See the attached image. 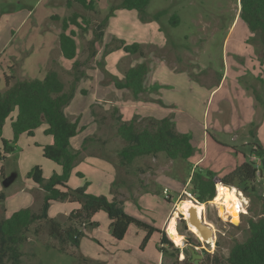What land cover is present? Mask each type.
Segmentation results:
<instances>
[{
  "label": "rangeland",
  "instance_id": "1",
  "mask_svg": "<svg viewBox=\"0 0 264 264\" xmlns=\"http://www.w3.org/2000/svg\"><path fill=\"white\" fill-rule=\"evenodd\" d=\"M58 1L64 3V0ZM97 1V6L103 14L109 12L110 6L121 2V0ZM45 2L46 0H6L0 2V8L9 11L16 9L24 15L31 9L36 11L41 9L45 6ZM238 3V0H151L143 13L123 10L126 14L117 16L120 25L111 22L106 33L105 38L109 39L114 33L115 24L118 34L128 40H137L140 46L143 45L153 55L155 46L151 43L154 42L151 41L152 37L164 40L165 46L166 38H172L175 43L173 50L177 53L193 49L192 54L195 57L193 62L196 65L191 67L193 72L188 73L190 78L177 77L171 90L168 88L166 92L164 85L160 91L162 98L165 99L170 91L181 89L178 97L184 99L187 106L193 109L188 108L184 100L178 104V109H175L176 117L182 118L187 115L190 121L191 118L193 120L191 128L186 129L187 132H193L194 152L189 159H171L164 153H158L157 156L137 157L130 164L122 165L118 151L123 147L124 141L116 132L119 123L117 117L123 121L127 120L124 119L125 115L120 111L121 109H113L112 106L104 108L103 105L95 104L91 106L93 116L90 118L89 99L78 93L72 104L76 106V110L69 112L81 115L79 127H83V131L81 130L69 141V149L71 152H77V157L73 161L65 183L70 188L85 187V191L90 194H104L110 199L114 196L122 201L126 212L151 226H157L156 228L160 229L164 221L161 230L168 228L166 236L172 245L167 246V254L164 253L162 256V264H182L184 256H180V249H184L189 244L194 245L198 253L204 249L206 253H217L226 257L234 240L242 241L246 238L247 220L256 218L260 212L258 198L254 196L253 201L250 202V198L241 189L226 185L239 190L247 202L243 204V211L238 213L236 222H233L228 215L224 217L221 214L219 204L213 203L214 199L201 204L200 216L209 222L214 230L211 242H205L189 229H184L185 220H182L184 214L178 209L179 202L192 198L190 177L194 169L195 171L206 168L215 170L217 184L220 182V177L229 174L237 164L249 159L257 164V172L254 173L252 184L259 194L264 195V172L260 175V160L250 155L254 144L264 147V110L262 107L255 110L250 104L237 101L242 95L252 96L254 99L252 90L246 91L245 81L250 78L251 88L258 85V80L264 81V59L258 54V38L255 32L250 31L242 20L238 23L235 21L230 28L238 11ZM57 9L58 13L63 12L61 7ZM73 9L81 12L91 22L100 20L102 16L100 12L91 13L77 5ZM162 9L170 15L156 17V13ZM135 15L139 22H144L142 25L135 19ZM170 16L178 19L176 24L168 22L167 18ZM152 22L158 24V31L150 29L154 25ZM3 26L4 24H0V29ZM86 33L79 32L78 35V59L84 63L80 62L77 73H82L83 76L86 68L93 64L85 61L89 36ZM59 63L63 67L71 68L73 62L60 58ZM100 64L101 61L90 68L91 71L89 70L88 73H95L96 69L101 73ZM20 65L19 61L18 64L13 62L9 72L15 70V73H21ZM52 67L55 68L54 65ZM56 69L68 88L73 78V71L71 69L66 71L60 66ZM28 71L32 73L33 67L30 66ZM223 74H225L224 79L217 87ZM155 78L166 84L164 73L159 76L155 74ZM261 87H258L256 92L264 97V83ZM214 88L217 89L210 93ZM188 95L196 99V108L193 101L187 102ZM119 97L113 95L112 101H116ZM119 100L130 99L125 95ZM130 110L131 108L124 110L125 113L129 111L126 116H130ZM238 115H250V123L245 128H237V125H234ZM132 117L135 119L134 124L139 128L147 124V120L138 115L133 114ZM73 118L74 116L70 119ZM217 122L222 123V126L218 128ZM203 124L207 127L204 132ZM186 126L189 127L190 124ZM85 127L87 131H84ZM43 130L44 128L41 127L36 129L32 137L20 135L14 151L5 154L0 160V220L24 207H29L33 212L39 211L45 191L28 178V173L33 167L41 166L46 180L53 174L62 173V167L58 163L45 158L42 154L41 145L53 141L52 137L45 135ZM251 132L255 133V137L251 136ZM3 135L5 138L12 137L9 121L4 126ZM203 152L205 153L203 163L195 166L196 157L200 158ZM12 173L16 174L14 181L9 186H3V178ZM57 187L65 190L60 186ZM165 188L166 193H164ZM76 204L68 200L53 201L48 214L63 226L77 223V226L84 230L78 247H75L77 250L68 246L66 252H61L58 249L59 242L48 233V223L41 220L30 226L26 233L27 240L21 244L23 264H96L98 260H106L104 264H161L158 263L160 252L156 247L159 246L160 232L154 231L151 234L144 249L140 248L141 242L137 245L136 242L139 239L142 241L147 231L135 224L130 227L122 241H116L109 234V220L104 211H100L96 218L91 219L96 223L95 225L71 220L70 212L76 209ZM175 228L180 236L169 232L174 231ZM35 229H38V232H35ZM168 233L177 237V241L175 242ZM216 241L218 245L215 246ZM64 248L66 249V246ZM174 248H177L178 252H174Z\"/></svg>",
  "mask_w": 264,
  "mask_h": 264
},
{
  "label": "trees",
  "instance_id": "2",
  "mask_svg": "<svg viewBox=\"0 0 264 264\" xmlns=\"http://www.w3.org/2000/svg\"><path fill=\"white\" fill-rule=\"evenodd\" d=\"M150 1L121 0L118 5L111 6L104 21L93 28V37L88 43L89 55L95 54L94 44L102 38L105 22L115 9H134L143 13ZM96 2L97 0H66L67 5L76 3L85 10H93ZM238 2L240 7L238 18L246 24L250 31L255 32L261 44L264 45V0H238ZM164 14L166 11L162 9L155 16L159 17ZM177 21L176 18L175 21L170 19V22H174V24ZM88 25L89 21L85 16L77 12H73L62 20L59 34L61 54L67 60H74L73 78L68 88L65 87L55 70L47 71L42 79L18 80L14 79L12 75L5 76L6 89L0 91V160L4 158L5 154L14 151L15 143L20 135L25 134L32 137L36 129L44 126V134L51 136L53 141L50 144L41 145L42 154L45 158L58 163L62 167V173L53 174L46 180L42 167L39 165L33 167L28 173V178L44 189L43 202L38 212L24 207L0 220L1 264H23L21 244L27 240L26 233L30 226L41 220L48 223V233L59 242L58 249L61 252H66L68 246L78 247L84 230L79 228L77 223L66 227L50 217L48 211L53 201L68 200L77 203L79 208L71 211L69 218L75 219L79 223L88 222L95 225L96 223L91 219L95 214L104 211L109 220L110 236L116 241L123 240L130 227L135 224L147 231L140 244L141 249L154 231L161 233L159 246H156L161 255L167 254V246L172 245L164 230L151 226L127 213L123 208L122 201L116 197L113 196L110 199L104 194H90L85 191V187L70 188L65 183L73 161L77 157V152L70 151L69 141L83 128L79 127L78 118L72 121L65 112V107L73 99L76 84L82 76V73H77L80 62L76 59L78 43L75 28L85 30ZM121 48L127 54H139L144 57V52L138 43L127 44L121 41ZM146 74L147 64L140 62L130 67L123 74L122 79L115 82V86L119 89L127 88L134 97H138L145 90ZM255 98L264 110V97L259 96L256 92ZM142 118L147 120V124L139 128L134 124V117L129 121H123L117 117L119 123L116 132L124 141L123 147L118 151L119 161L122 165L130 164L137 157L157 156L158 153H164L171 159H189L192 156L194 147L191 143V136L178 132L169 117ZM7 121L10 124L11 138H5L3 135ZM251 136L255 137V133L251 132ZM254 145L250 155L260 160L259 168L264 172V147L258 144ZM256 168V162L249 159L234 167L229 174L219 178L222 184L241 189L250 198V202L253 201L254 196L260 201L259 215L254 219L247 220L246 238L242 241L234 240L226 257L217 253H206V256L198 264H264V195L259 194L252 184ZM216 176L215 171L207 168L193 170L190 177L192 185L190 192L200 202L198 204L208 203L216 195V186L218 185ZM57 186L65 190H60ZM190 199L195 202L193 198ZM185 200L187 199L182 201ZM35 232H38V229H35ZM169 232L180 236L176 228ZM170 233L168 234L176 242L177 237ZM180 250V256H184L182 264H194L190 259L191 255L187 247ZM174 252H178V249L174 248ZM173 255L176 256V254Z\"/></svg>",
  "mask_w": 264,
  "mask_h": 264
},
{
  "label": "crops",
  "instance_id": "3",
  "mask_svg": "<svg viewBox=\"0 0 264 264\" xmlns=\"http://www.w3.org/2000/svg\"><path fill=\"white\" fill-rule=\"evenodd\" d=\"M5 1L6 0H0V2H5ZM42 4L43 2L39 5V7ZM97 4H98V1L95 3L93 10H85L83 8L82 9L85 11H89L91 13L100 12L102 14L101 19L96 22H93V21L91 22L88 18L85 17L89 21V25L87 26V28L85 30L75 28L77 43H78V35H80L79 32H82L84 34L85 32H87L86 34L90 36V37L89 36L87 37L88 52H87L85 61L86 63L90 62L93 64H90V66L86 68L84 76L82 75L80 79L78 80L76 84V90L74 93V97L70 101V103L65 107V112L67 116L69 118L74 116V118L71 119L72 121H74L76 118L81 119V115H74V114L69 113L70 111L76 110V106L72 104L77 94L79 93L81 96L89 99L88 103L90 107V111H89L90 118H92L93 116L91 106L95 104L103 105L104 108H106L107 106H112L113 109H119V110L121 109L120 111L124 113L125 115L124 119L127 121L132 118L133 114L138 115V117L147 116V117H154L157 119H161L163 117H169L174 123V126L176 127V130L178 132L187 133L191 136V143H192L193 142V138H192L193 132H187L186 130V129L191 128V125H192L191 121H193L192 118L190 121L187 115H185L182 118L176 117L175 109H178V104L182 100H184L178 97V93H180L181 89L170 91V93L166 94L165 99L162 98L160 91L164 85H166V92L168 88L169 90H171V88H173L176 83L177 77H182V78L189 77L188 73L193 72L191 70V67L196 65V63L193 62V60H195V57L192 54L193 49L190 51L183 50L182 52L177 53L176 51L173 50V46L175 45V43L172 38H166V46H165L164 40H160L161 38L157 39V38L152 37L151 41H154V42H151V43H153L155 46V50H153L154 55L153 53H149L143 47V45H141L140 47L142 51L144 52V57H141L139 54L125 53L123 49L121 48V41L127 44H131V43H137L136 42L137 40H134V39L128 40L123 35L118 34L116 25H120V23L117 22V16L118 14H122V15L126 14V13H123V10H127V9L119 8V9H115L112 12V14L108 17V19L106 20L105 25L103 27L102 38L99 41L95 42L94 44L95 54L93 56H90L89 49H88V43L93 37L92 29L97 24L103 22L106 15L109 13L107 12L103 14L102 10H99V7L97 6ZM118 4H114L112 6H116ZM76 5L80 6L76 3H71V5H67L66 0H64V3H61L58 0H46L45 6L41 7V9L39 10L37 9V11L36 9H31L30 11H27L24 15L20 14V12H18L16 9L14 11L13 10L9 11V10H4L5 8L3 9L0 8V24H4L3 28L0 29V91L1 92L6 89L5 76L12 75L14 79H18V80L32 79V78L41 79L45 76L46 72L49 71L50 69L57 71L56 68L58 66H60L62 69L66 71H70V69L72 71L73 63L71 64V68L63 67L59 63L60 58H63L60 47H59V34L61 32L62 20L64 18L70 16L73 12L82 14L81 12L74 11L73 8ZM58 7H61L63 9L62 13L57 12ZM239 8L240 7L238 4V11L234 17V20L231 23L230 28L233 26L235 21L236 23H238V21L240 20L238 18ZM132 10H128V11H132ZM169 15L170 14L166 12V14H164L163 16H169ZM163 16H159L158 18H161ZM171 18L174 19L175 21L174 16H170L169 18H167L168 22L170 21ZM135 19L138 21V18L136 17V15H135ZM111 22H114L116 25L114 24L115 26L114 33L110 35V38H109L110 42H109V39L105 37H106V33H108V29L110 25L112 24ZM139 23L142 25L144 22L141 21ZM152 23L154 25H152L150 29H153L154 31L156 30L158 31V24H156L155 22H152ZM72 28L74 29V27ZM257 44L259 48L258 54L262 56L264 59V45L261 44L259 39L257 40ZM165 52H166V56H165ZM194 53L196 52L194 51ZM78 56H79V51L77 53L76 59L79 62H83L81 61V59L80 60L78 59ZM18 61L21 63L20 65V68H22L21 73H15V70L12 71V73H10L9 72L11 71L10 66L12 65L13 62H16L18 64ZM67 61L74 62V60H67ZM99 61L102 62V64H100V69H102L101 73H99L100 70L98 71L97 69L95 73H88L89 70L91 71L90 68H92L95 64L99 63ZM140 62H145L147 64V74H146L145 81H144L145 90L144 92L140 93L138 97H134L133 94L130 92V90H128L127 88H120V89L117 88L115 86V82L117 80H121L123 77V74L130 67ZM52 65H54L55 68L52 67ZM30 66L33 67L32 73L29 71L27 72ZM17 70L18 68L16 69V71ZM163 73L166 78V84H164L163 82H159L155 78V74L159 76V75H162ZM224 76L225 74H223L220 77L217 87L221 85L224 79ZM249 81H250V78H248L247 81H245L246 91L248 92L249 89H251L255 100L253 99L252 96L243 97L242 95L239 99H237V101H242L243 104H250L252 107H254L255 110L260 109L261 106L258 100L255 98V93L258 87L262 88L261 86L264 83V81L261 82L260 80H258L259 83L258 85L255 86V88H251L252 85L249 84ZM215 89L217 88H214L213 90H211L210 93H212ZM113 95H115L116 97H119V96L121 97V96L126 95L128 99L130 100H126V101L119 100L120 99L119 97L116 101L113 102L112 101ZM186 100L188 103L193 101L194 108H196L197 102L195 101L196 99L194 97H191L190 95H188ZM107 103L111 105H108ZM112 104H116L117 106H119V108H116L117 106H113ZM125 104H127L128 106ZM187 107L192 109V107H189V106ZM129 108H131L130 116H126V114L129 113V111L125 113L124 110L126 109L129 110ZM237 108L239 109V106H237ZM192 110H189V111H192ZM217 114H219V112ZM249 119H250V115H247V116L238 115L235 118L234 125H237V128H245L247 124L250 123ZM214 123L215 122H213L212 125H214ZM189 124L190 126L187 127L186 125H189ZM216 125L219 128L220 126H222V123L217 122ZM41 128H44V126H42ZM206 128L207 127L205 126V124H203V132H204V129L206 130ZM84 131H87L86 127ZM205 138L207 139V136ZM206 139L203 140V143L206 141ZM51 142H47V143L49 144ZM192 146H193V143H192ZM204 157H205V153L203 152L200 158L196 157L197 159L195 160L194 165L197 166L200 163H203L202 159ZM238 165H240V163L237 164L236 166ZM212 171H215V170H212ZM75 208L76 209L79 208V205L76 204ZM97 215L98 214H95L93 216V219L96 218L95 216ZM168 221H169V218L167 219L166 225L168 224ZM164 223L165 222L162 221L161 226ZM161 226H160V229H161ZM154 227H157V226L154 225ZM139 242H142V241H140L139 239L136 242V245L139 244ZM146 246L147 245H145L144 247L146 248ZM72 248L74 250H77L75 249L74 246H72ZM162 256L163 255L159 253L158 263L161 262L162 264L163 262ZM85 260L86 259H84V261ZM105 262L106 260L105 261L98 260L95 263L104 264Z\"/></svg>",
  "mask_w": 264,
  "mask_h": 264
},
{
  "label": "bare ground",
  "instance_id": "4",
  "mask_svg": "<svg viewBox=\"0 0 264 264\" xmlns=\"http://www.w3.org/2000/svg\"><path fill=\"white\" fill-rule=\"evenodd\" d=\"M213 199V203L219 204L221 214L224 217L228 215V217L231 218L233 222L237 221L238 213H240V205L246 201L245 197H243L242 193L239 190L234 187H227L222 183H218V185L216 186V195ZM190 208H194L196 210L197 216L201 217V204L193 202L192 200L182 201L178 204V209L181 210V212L184 214L185 220H188ZM188 229L192 231L202 241L211 242V238L204 239L200 235L198 229L194 224L188 223Z\"/></svg>",
  "mask_w": 264,
  "mask_h": 264
},
{
  "label": "water",
  "instance_id": "5",
  "mask_svg": "<svg viewBox=\"0 0 264 264\" xmlns=\"http://www.w3.org/2000/svg\"><path fill=\"white\" fill-rule=\"evenodd\" d=\"M257 172V168L254 169V173ZM260 175H262V171L260 172ZM16 174L12 173L9 176L3 178L2 180V184L3 186H9L15 179ZM193 200L196 203H200L199 201H197L196 199L193 198ZM185 220V219H184ZM188 223L194 224L196 226V228L198 229L200 235L204 238V239H208L211 238L213 239L214 236V230L211 227L210 223L205 221L203 218L198 217L196 214V210L194 208H190L189 209V217L188 220H185V224H184V229L188 230ZM218 245V242H215V246ZM187 249L190 252V259L194 264H198L199 260L203 258V256L206 253V250H202L201 253L196 252L195 246L194 245H187Z\"/></svg>",
  "mask_w": 264,
  "mask_h": 264
},
{
  "label": "built area",
  "instance_id": "6",
  "mask_svg": "<svg viewBox=\"0 0 264 264\" xmlns=\"http://www.w3.org/2000/svg\"><path fill=\"white\" fill-rule=\"evenodd\" d=\"M166 191H167V189L165 188V189H164V193H166ZM188 194H189V193H188ZM192 198H194V197L192 196ZM194 199H195V198H194ZM245 202H247V201H245ZM245 202H244L243 204H245ZM243 204L240 205V212H242L243 209H244V208H243V207H244ZM164 231H165V233H167V232H166V229H164Z\"/></svg>",
  "mask_w": 264,
  "mask_h": 264
}]
</instances>
